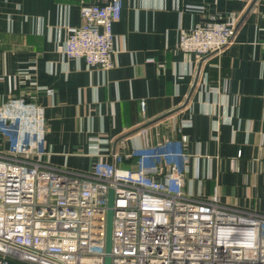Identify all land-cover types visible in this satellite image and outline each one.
<instances>
[{"label":"crops","instance_id":"1","mask_svg":"<svg viewBox=\"0 0 264 264\" xmlns=\"http://www.w3.org/2000/svg\"><path fill=\"white\" fill-rule=\"evenodd\" d=\"M109 1L0 0V106H44L50 161L80 170L142 144L139 130L154 145L186 136L187 192L264 210V0H122L112 68L61 53L81 7ZM213 15L237 18L231 42L183 52L181 32Z\"/></svg>","mask_w":264,"mask_h":264},{"label":"built area","instance_id":"2","mask_svg":"<svg viewBox=\"0 0 264 264\" xmlns=\"http://www.w3.org/2000/svg\"><path fill=\"white\" fill-rule=\"evenodd\" d=\"M122 8V0L84 4L82 24L60 52L112 68ZM236 26L235 17L209 16L181 32L179 48L219 55ZM28 99L13 96L0 106V264H105L110 189V264H264V210L184 189L186 136L154 145L139 130L142 144L75 169L50 161L45 108Z\"/></svg>","mask_w":264,"mask_h":264},{"label":"water","instance_id":"3","mask_svg":"<svg viewBox=\"0 0 264 264\" xmlns=\"http://www.w3.org/2000/svg\"><path fill=\"white\" fill-rule=\"evenodd\" d=\"M113 205H114V191L109 190L108 193V211H107V226H106V257L105 264L111 263V247H112V224H113Z\"/></svg>","mask_w":264,"mask_h":264}]
</instances>
